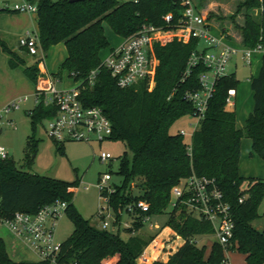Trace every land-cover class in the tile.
Returning a JSON list of instances; mask_svg holds the SVG:
<instances>
[{
    "label": "trees",
    "instance_id": "obj_1",
    "mask_svg": "<svg viewBox=\"0 0 264 264\" xmlns=\"http://www.w3.org/2000/svg\"><path fill=\"white\" fill-rule=\"evenodd\" d=\"M32 1L36 6V34L42 52L59 43L65 50V56L50 77L58 79L64 72L76 84L81 104L99 107L110 121L108 139L120 141L125 147L126 151L118 157L115 171L121 180L113 184L112 191L105 195L115 218H119L128 204L137 201L147 204L145 212L135 209L127 215L131 219V228L126 229L127 232L139 229L144 215L150 217L163 213L168 204L170 187L193 172L213 178L229 206L233 222L229 248L243 255L245 264H264V213L261 215V228L252 224L260 217L257 207L264 197V180L242 177L237 171L241 138L250 139L252 152L264 161V59L257 75L250 77L253 106L243 126L235 127L234 110L225 106L227 90H235L238 83L234 73H228L215 81L206 108L187 143L177 131L169 133V128L179 117L194 115L191 103L183 98V94L198 88L196 75L205 68L197 63L189 75H183L190 53L198 48V40L189 38L183 42L175 36L166 35L175 29L180 17L178 2ZM235 2L227 18L236 29V35L234 38L228 36L221 24L217 25V29L226 39L253 47L260 38L264 40V0ZM166 14L170 15L168 21L163 18ZM236 15L240 17L237 23L234 21ZM103 24L122 38L133 34L142 24L154 26L159 31L158 35L165 34L158 37V41H152L156 65L153 67L151 88L143 80L126 88L115 85L99 57V52L109 46ZM0 49L7 56L9 68L21 67L29 81L35 82L37 61L24 65L23 60L1 40ZM19 49L25 53L24 49ZM93 69L96 74L89 84L86 76ZM53 112L50 106L34 105L30 113H25L30 130L33 131L36 123L50 117ZM55 143H58L57 150H61V143ZM34 150L35 140L30 135L26 138L21 167L30 166ZM75 185L74 181L67 182L23 170L10 157L0 159V215L10 217L15 211L32 213L43 204L64 201V214L70 220L72 230L60 242L59 259L62 263L136 264V257L152 238L129 234L122 239L117 231L90 224L89 219L82 218L72 206L70 188ZM239 197H242L240 202L237 201ZM164 226L179 235L183 243L165 261L154 260L151 264L220 263L222 251L217 242L212 241L208 250L204 245L197 246L193 242L197 236L211 234L209 222L191 217L182 207H176L168 211ZM0 264L44 263L12 260L0 238Z\"/></svg>",
    "mask_w": 264,
    "mask_h": 264
},
{
    "label": "built area",
    "instance_id": "obj_2",
    "mask_svg": "<svg viewBox=\"0 0 264 264\" xmlns=\"http://www.w3.org/2000/svg\"><path fill=\"white\" fill-rule=\"evenodd\" d=\"M118 3L136 0H114ZM178 2L181 6L180 17L175 29L170 31L168 36H175L183 42L189 38L198 40V48L192 51L186 61L183 75H189L191 68L197 63L204 66V70L196 75L198 88L187 90L183 98L191 103L194 115L193 124L190 132L178 129L177 132L182 137H187L189 142L190 135L201 118L207 100L214 89L215 81L228 74L227 65L238 58L242 64L250 67L253 61H259L261 65L264 59V40L259 41L253 47L242 46L237 43H231L222 34L214 35L210 30V24L207 23L191 0H172ZM5 9L17 13L35 14L36 6L32 0H15L12 4L5 5ZM165 21L170 18L169 14L164 17ZM159 31L149 24H142L137 31L126 37L120 45L110 49L101 65L108 71L113 78L114 83L119 88H126L137 84L153 73V66L149 55L150 43L156 38ZM17 45L24 49L28 56L37 57V65H42L44 55L39 47L37 34L35 31L26 30L17 37ZM43 72V71H42ZM96 70H91L86 76V81L92 83ZM79 90L76 84L69 88L56 89L55 80L50 75L38 76L33 84L32 102L33 106L41 103L43 106L53 108V114L46 118L44 131L46 135L55 142L64 141H83L86 143H99L108 139L111 132V124L102 110L97 106H83L78 99ZM234 90H227L224 102L225 106L232 107ZM27 96L11 99L0 106V130L5 125L12 128L13 122L9 114L18 110L20 104L27 101ZM32 106V107H33ZM32 109V108H31ZM28 109L26 113H30ZM8 157L7 152L0 145V159ZM96 158L100 162H108L112 159L107 152H99ZM110 179L108 171L99 173L96 179L98 197L103 201L99 204L93 214L97 222L96 227L117 231L120 228H131V219L127 216L133 213L135 209L139 212L147 210V204L143 201L128 204L120 213L119 218H115L110 207L107 204L105 194L112 191V187L107 184ZM167 209L170 211L176 207H182L185 212L199 220L210 223L214 238L222 251V258L219 264H229L228 255L234 252L229 248L231 245L233 222L227 202L213 178L203 175H196L193 172L179 179L172 185L168 192ZM242 197L238 198L240 202ZM65 202L52 201L38 207L34 212L27 213L15 211L10 217L0 215V226L8 230L12 236L21 245L30 251L35 261H41L44 264H64L59 259L60 242L54 239V230L61 214H64ZM124 215L128 222L121 220ZM149 220L144 215L141 222ZM157 228L156 225H154ZM178 240L170 250L174 251L183 243V239L173 232ZM154 243V241H152ZM195 243V238L193 239ZM148 247V246H147ZM146 248L136 257V264L146 261L151 254ZM169 250L165 252L166 256L171 254ZM158 254V253H157ZM157 254L152 255V260H157Z\"/></svg>",
    "mask_w": 264,
    "mask_h": 264
},
{
    "label": "rangeland",
    "instance_id": "obj_3",
    "mask_svg": "<svg viewBox=\"0 0 264 264\" xmlns=\"http://www.w3.org/2000/svg\"><path fill=\"white\" fill-rule=\"evenodd\" d=\"M12 1L13 0H0V9L5 8L4 2H8L7 4L9 6L12 4ZM235 1L236 0H193L197 10L210 26L212 25L217 28L218 24L223 25L224 29L228 32V36L233 38L237 32L227 18V15L232 13L234 4L236 3ZM208 14L210 16L207 18ZM34 18L35 14L0 10V40L9 50L15 52L16 55L23 60L24 65L29 63L32 65L37 60V57L28 56L22 50H18L17 37L22 35L26 30L33 31ZM234 21L237 23V21H240V17L236 15ZM103 31L110 44H115L119 40L122 41L126 38L113 34L106 24H103ZM212 32H214V30H212ZM155 41H158L157 38ZM230 42L236 43L232 40ZM152 46L153 42L150 43L149 55L152 66L154 67L156 61L152 53ZM43 55L45 68L51 69L53 70L52 73H55L58 64L63 59V56H65V50L59 43L48 48ZM99 55L101 58H104L106 50H101ZM6 58V54L0 49V104L22 96H27L28 100L21 103L18 110L9 114V117L13 122L12 128L5 125L1 126L0 145L7 152L8 157L14 161L15 165L23 170L67 182H76V185L70 188V191L73 193L71 199L72 206L82 218L89 219V223L96 226L97 222L93 219V214L97 210L98 205L100 203L103 204V201L98 197L96 179L99 173L108 171L110 179L107 184L110 185V187H112L113 184L120 182L121 178L115 171L118 157L126 151L123 143L109 139H104L99 143L64 141L61 143V150H57L56 145L58 143H55L50 139L44 131L46 118L36 123L33 131L30 130L28 117L25 113L33 106V84L24 75L23 71H21V67H17V69L9 68ZM234 62H236L235 66L232 61L226 67L227 73H234V76L238 81L232 98L233 106L228 108L234 110L236 126L241 125L242 127L245 118L249 112H251L253 106L252 91L249 86L250 77L257 75L260 65L258 60L253 61L250 67L242 64L238 58H235ZM36 70V79L39 75H48L43 70V72L39 70L37 65ZM52 79L55 80L56 89L68 88L71 85H75L64 72L60 73V78ZM142 82H145L148 88H151L153 85L152 74H150L149 77H146ZM193 122V117L189 115L181 116L170 126L169 133H175L178 129L190 132L192 127L188 126V124H193ZM30 135H32L35 140V150L32 162L30 166L26 168L21 167V164L23 161V149L26 144V138ZM184 139L188 140L187 137ZM241 140L246 142L249 139L242 138ZM99 152L109 153L112 159L103 163L98 161L96 155ZM238 164L240 173H242V175L245 174L243 176H247V173L250 170H259L264 180V161L255 155L249 157L246 145L243 146L241 144L239 146ZM242 185L245 186V183ZM133 192L136 193V189H133ZM168 211L169 210L166 207L163 213L150 216L149 220L144 222L139 229H132L129 233L126 230L127 228H120L117 230V233L122 239H126L129 234H139L149 239L152 238L150 241L148 240V244L144 247L146 248L148 246L146 251L151 254L148 258L149 262H146V264H151L152 261H154L152 260V255L157 253V260L164 261L166 257L165 252L167 250L171 251L170 248L174 247L176 242H178L169 230H165L160 236H158L163 228L162 224L167 217ZM257 212L260 217L254 220L252 224L256 228H261V215L264 213V197L261 198L258 204ZM121 220L128 222V218L124 215L121 216ZM154 225H156L157 228H155ZM71 230L72 225L70 220L65 214H61L54 230L55 241L62 242L70 234ZM5 235L12 239L14 244L13 250H22L23 246L21 243H19L8 230L0 226V238ZM213 240L214 238L211 234L197 236L195 238V245H204L205 250H208V246H210V243ZM152 241H154V243ZM17 256L18 255H16V257ZM231 262L232 264H242L241 254L236 252L232 254Z\"/></svg>",
    "mask_w": 264,
    "mask_h": 264
},
{
    "label": "crops",
    "instance_id": "obj_4",
    "mask_svg": "<svg viewBox=\"0 0 264 264\" xmlns=\"http://www.w3.org/2000/svg\"><path fill=\"white\" fill-rule=\"evenodd\" d=\"M15 0H13L12 2H14ZM8 2H4V6L5 5H8L7 4ZM7 11H9L8 9H6ZM34 28H33V31H35L36 32V22H35V18H34V26H33ZM210 30H211V32H212V30H214V32H212L214 35H216V34H219L220 32H219V30L215 27V26H212L211 25V27H210ZM106 37V36H105ZM118 39H120V38H118ZM108 40V39H107ZM227 41H231V40H229V39H227ZM122 41H118L117 43H115V44H110L109 43V41H108V43H109V46L107 47V48H105V50H106V54H107V52L110 50V49H113V48H115V47H117L118 45H120V43H121ZM19 48V47H18ZM18 50H20V49H18ZM64 57V56H63ZM99 57H100V55H99ZM102 58L100 57V60H101ZM6 60H7V58H6ZM45 62L43 61V63H42V65H37V67L39 68V70H43L44 72H46L48 75H50V73H52L53 72V70H51V69H46L45 68V64H44ZM58 63H59V60H58ZM31 63H29V64H26V65H30ZM233 65L235 66L236 65V62H235V64L233 63ZM260 67V66H259ZM11 69H17V67H15V68H11ZM19 69V68H18ZM21 71H22V69H21ZM229 73H232V72H229ZM32 84H34V83H32ZM73 85H71V86H69V87H72ZM68 87V88H69ZM234 92H235V90H234ZM8 102V101H7ZM6 103V102H5ZM4 102H2L1 104H0V106H2L3 104H5ZM226 109H229L228 108V106H226ZM230 110V109H229ZM250 113V112H249ZM243 126V125H242ZM235 127L236 128H241V125H239V126H236V122H235ZM242 139V138H241ZM240 139V142H239V146L242 144L243 146H247V148H248V154H249V157H251V156H257L255 153H253L252 152V150H251V141H250V139L248 140V141H243V140H241ZM243 141V142H242ZM242 142V143H241ZM258 157V156H257ZM259 158V157H258ZM237 171H238V174L240 175V176H242V177H254V178H260V179H263V177L261 176L262 174H260V172H259V170H256V171H248V173H247V176H243V175H245V174H243L242 175V173H240V171H239V164L237 163ZM253 173V174H252ZM94 219V218H93ZM165 230H169L172 234H173V231L171 230V229H169L167 226H164L162 229H161V231H160V233L158 234V236H160ZM2 239V241H3V243H4V246H5V250H6V252H7V255L12 259V260H15V261H17V260H34L35 261V258H34V256H33V254L30 252V251H28L27 249H25V248H23L22 247V250H20V249H14L13 250V248H14V244H13V242H12V239L10 238V237H8L7 235H5L4 237H2L1 238ZM209 247V246H208ZM173 251H171L170 253H172ZM235 253V251L234 252H230L229 253V255H228V263L229 264H232V262H231V258H232V254H234ZM237 253V252H236ZM16 255H18L17 257H16ZM16 257V258H15ZM241 258H242V264H245V262H243V255H241ZM167 259V256L165 257V259H164V261ZM146 262H149V260L147 259L146 261H144L143 263H141V264H146ZM148 264H150V263H148Z\"/></svg>",
    "mask_w": 264,
    "mask_h": 264
},
{
    "label": "water",
    "instance_id": "obj_5",
    "mask_svg": "<svg viewBox=\"0 0 264 264\" xmlns=\"http://www.w3.org/2000/svg\"><path fill=\"white\" fill-rule=\"evenodd\" d=\"M69 2H73V1H75V0H68Z\"/></svg>",
    "mask_w": 264,
    "mask_h": 264
}]
</instances>
